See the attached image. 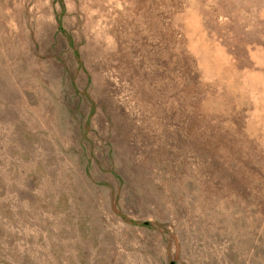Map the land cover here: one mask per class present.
Listing matches in <instances>:
<instances>
[{"label":"rangeland","instance_id":"1","mask_svg":"<svg viewBox=\"0 0 264 264\" xmlns=\"http://www.w3.org/2000/svg\"><path fill=\"white\" fill-rule=\"evenodd\" d=\"M0 264H264V0H0Z\"/></svg>","mask_w":264,"mask_h":264}]
</instances>
